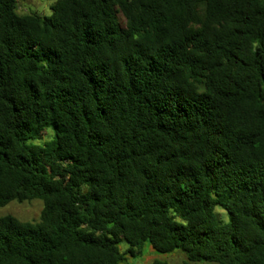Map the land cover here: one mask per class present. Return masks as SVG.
I'll list each match as a JSON object with an SVG mask.
<instances>
[{
	"label": "trees",
	"instance_id": "1",
	"mask_svg": "<svg viewBox=\"0 0 264 264\" xmlns=\"http://www.w3.org/2000/svg\"><path fill=\"white\" fill-rule=\"evenodd\" d=\"M49 8L0 0V264H264V0Z\"/></svg>",
	"mask_w": 264,
	"mask_h": 264
},
{
	"label": "rangeland",
	"instance_id": "2",
	"mask_svg": "<svg viewBox=\"0 0 264 264\" xmlns=\"http://www.w3.org/2000/svg\"><path fill=\"white\" fill-rule=\"evenodd\" d=\"M57 1L58 0H19L18 11L19 13H29L32 11L49 10V7ZM121 20H123L122 17ZM52 137L53 131L51 129H46L40 139L33 140L32 142L35 144L43 143ZM43 205V201L40 199L24 202L14 200L6 206L0 207V216L13 215L24 222H37L40 220ZM128 246L126 241L120 245L122 251H125ZM155 259L163 260L168 264H185L187 256L182 250H176L172 253H159L153 247L147 245L140 257L128 256L126 262L123 264H151Z\"/></svg>",
	"mask_w": 264,
	"mask_h": 264
}]
</instances>
